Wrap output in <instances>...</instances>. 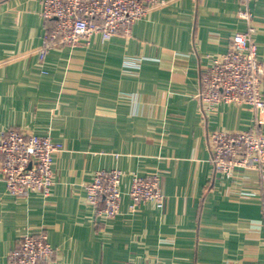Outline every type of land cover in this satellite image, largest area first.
<instances>
[{
	"label": "crops",
	"instance_id": "crops-1",
	"mask_svg": "<svg viewBox=\"0 0 264 264\" xmlns=\"http://www.w3.org/2000/svg\"><path fill=\"white\" fill-rule=\"evenodd\" d=\"M130 36L57 44L39 57L54 21L42 0H0V130L50 138L53 185L44 198L16 197L0 175V264L24 235L55 250L39 264H264V179L243 170L213 175L212 132H264V113L222 104L203 115L200 77L248 24L241 0H164ZM264 63V0H250ZM121 172L120 212L96 216L85 184ZM158 176L161 210L131 209L134 177Z\"/></svg>",
	"mask_w": 264,
	"mask_h": 264
},
{
	"label": "built area",
	"instance_id": "built-area-1",
	"mask_svg": "<svg viewBox=\"0 0 264 264\" xmlns=\"http://www.w3.org/2000/svg\"><path fill=\"white\" fill-rule=\"evenodd\" d=\"M164 0H42L40 16L54 25L45 34L39 57L57 44L76 45L92 37L107 40L130 36L133 24ZM250 0H241L239 16L248 24L246 33H235L230 49L210 58L200 77L198 100L203 115L222 104H246L264 113V63L258 60L252 34ZM210 163L214 176L229 181L243 170L253 169L264 179V132L216 131L208 136ZM57 146L48 137L21 129L0 130V175L6 191L16 197L31 193L47 198L53 185V154ZM121 172L98 171L85 184V198L98 217L112 219L120 212ZM158 176L134 177L130 189L131 209L149 202L161 210L165 195ZM55 254L46 234L24 235L8 254L9 264H39ZM153 264V263H149Z\"/></svg>",
	"mask_w": 264,
	"mask_h": 264
}]
</instances>
